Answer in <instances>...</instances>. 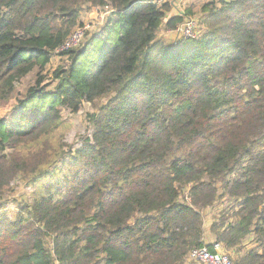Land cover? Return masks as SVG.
<instances>
[{
    "label": "trees",
    "instance_id": "16d2710c",
    "mask_svg": "<svg viewBox=\"0 0 264 264\" xmlns=\"http://www.w3.org/2000/svg\"><path fill=\"white\" fill-rule=\"evenodd\" d=\"M153 2L0 0V100L38 70L16 126L0 118V197L33 186L11 218L0 204V264H185L215 243L264 264V0H208L198 36L171 45L157 34L183 17ZM63 110L91 126L74 151L51 136Z\"/></svg>",
    "mask_w": 264,
    "mask_h": 264
},
{
    "label": "rangeland",
    "instance_id": "374dc122",
    "mask_svg": "<svg viewBox=\"0 0 264 264\" xmlns=\"http://www.w3.org/2000/svg\"><path fill=\"white\" fill-rule=\"evenodd\" d=\"M189 2H191L190 6L188 4H186L184 7L178 5L177 9L174 10V14L178 11H181L185 16L193 18V20H195V22L197 23L196 32L197 34H199L201 30V17L203 16L201 8L206 2H208V0H189ZM106 16L107 13H105V9L103 10L100 8L90 11L84 10L80 14V18L78 20L79 24L76 25L73 29L79 26V28H82L84 30L85 36V33L100 28L104 24ZM72 30L70 32H72ZM157 35L165 44L168 45L175 44L179 40L173 33L165 29L164 24ZM56 50L51 53L49 64L40 72V76L45 78L46 81H50V79H52L53 72L59 66H61L65 60V57L61 56L60 53ZM37 73L38 70H35L27 75L23 79L22 86L16 91V93L12 94L9 99L0 100V118L4 119L7 124H10V126H16L17 124V116H15L14 114L16 97L20 94L25 93L29 86L35 85V82L37 80ZM85 111L91 112L92 107L90 105H85ZM90 134L91 126L88 124L84 116H76L67 110H63L61 113L60 124L57 129L51 134V136L54 140H61L65 145V152H68L69 150L74 151L78 149L80 147L81 140L86 136L89 137ZM32 192L33 186H25V184L19 178L10 183L8 190L0 197V204L5 206V208L2 210L3 214L11 218L13 214H16L19 211V208L24 203L29 202L30 194ZM205 215V226L207 227V224L210 222L211 214L206 211ZM51 264H53V262ZM185 264L196 263L188 260L186 257Z\"/></svg>",
    "mask_w": 264,
    "mask_h": 264
},
{
    "label": "built area",
    "instance_id": "2783aa9c",
    "mask_svg": "<svg viewBox=\"0 0 264 264\" xmlns=\"http://www.w3.org/2000/svg\"><path fill=\"white\" fill-rule=\"evenodd\" d=\"M167 1L168 0H154L153 3L160 6L162 3ZM182 14L183 13L177 14L183 17L182 23L174 30L168 31L173 33L177 39H195L198 36L196 32L197 23L193 20V18L183 16ZM83 36L84 30L79 27L75 28L56 51L61 53L79 47L83 41ZM187 259L197 264H232L223 246L216 243L212 244L211 249L203 247L191 250L187 255ZM53 264L60 263L55 260L53 261Z\"/></svg>",
    "mask_w": 264,
    "mask_h": 264
},
{
    "label": "crops",
    "instance_id": "0c3cea01",
    "mask_svg": "<svg viewBox=\"0 0 264 264\" xmlns=\"http://www.w3.org/2000/svg\"><path fill=\"white\" fill-rule=\"evenodd\" d=\"M168 3H169V5H170V7H171V11H170V13L168 14V15H177L178 13H183V12H177V13H175L174 14V10H176L177 9V7H178V5L179 6H185L186 4H188L189 6L191 5L190 3L191 2H189V0H168ZM190 8V7H189Z\"/></svg>",
    "mask_w": 264,
    "mask_h": 264
}]
</instances>
